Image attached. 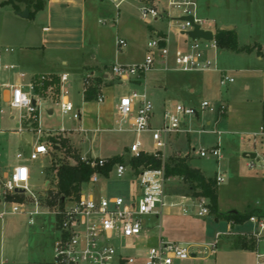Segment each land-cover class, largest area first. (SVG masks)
Segmentation results:
<instances>
[{"label":"rangeland","instance_id":"obj_1","mask_svg":"<svg viewBox=\"0 0 264 264\" xmlns=\"http://www.w3.org/2000/svg\"><path fill=\"white\" fill-rule=\"evenodd\" d=\"M93 1L99 3L103 10L87 20L86 40L82 41V46L71 44L46 49L41 46L44 39L42 27L48 23L42 14L20 18L10 14L14 11L11 5L0 6V49L7 58L3 64L15 65L14 69H6L4 66L0 68V109L3 110V113H0V177L20 163L16 158V154L20 152L22 162L34 167L29 187L43 198L50 194L48 188L43 185L44 181L51 180L56 186L51 167L63 161L75 164L77 157L84 153L103 158L123 156L136 140L141 141L143 151L154 152L156 148L152 133L137 134L128 129L127 124L122 125L123 130L114 127L118 121L116 104L119 98L134 90L145 92L153 102V126L160 125L163 110L177 102L198 106L206 100L215 106L219 101H225L228 103V110L220 120H216V112L209 108L201 111L198 115L200 125L187 120L186 127L190 126L194 131L190 134H170L166 146L161 151L166 159L177 152L189 156L191 165L199 168L206 176L215 177L217 172L224 175V181L218 183L220 213L234 210L242 214L251 210L264 212V170L258 167L249 168L248 158L243 157L244 152L253 149L248 141L251 133L264 127V0H195L196 14L199 17L212 20L222 28L223 25H232L238 46L250 47L244 51L226 48L209 51V56L214 59L217 67L232 76L233 82L220 85V72L212 69L196 72L177 70L171 54L167 59L166 68L155 67L147 71L140 83L127 80L116 82L110 76L108 82H101L102 85H107L103 89L104 101L93 100L87 104L83 95V77L89 73L86 66L105 64L97 73L101 75L104 71L110 74L111 65L114 63H139L147 54L146 43L152 36L151 27L139 17L134 1L122 4L116 23L112 21L116 11L111 3L105 0ZM99 20L107 22L101 24ZM153 24L168 29L164 21H156ZM168 30L171 48L174 49L175 29L171 26ZM117 37L127 40V46L122 50L116 47ZM6 48L12 51H6ZM259 53L262 55L261 59L258 58ZM92 55H95V60ZM21 72L26 75L23 79L25 83L33 72H37L38 76H60L66 73L68 81L63 86L67 90L68 98L82 113L81 120L61 114L57 104L61 84L59 88L56 86L51 90L50 95L54 100L50 97L37 99L38 120L30 127L33 140L37 138L33 127L39 126L45 135L58 131L61 127L68 130L50 136L49 154L38 160L28 158L32 145L24 138L23 133L17 131L20 111L11 108L4 100L6 82H14ZM191 88L194 91H191ZM80 126L93 130L81 133L74 131ZM200 129L207 132H199ZM218 141L223 155L219 161L211 155L201 157L195 154L200 149L210 150ZM257 150L264 154V142H259ZM137 182V176L129 166L122 178H117L112 172L108 178L100 176V181L94 187L84 188L99 195H119L127 198L134 192ZM180 183L182 180L177 179L167 187L172 189ZM164 200L167 205L165 210L176 211L177 204L191 208L193 204L190 199H181L177 194H170ZM10 207L11 203L5 202L0 206V211ZM165 210L161 219H146L147 234L152 238L145 243L140 239V246L154 244V237L161 229V234L167 240H186L200 244L213 243L219 233L213 255L217 264H250L251 259V264H255L253 251L264 254V229L260 228L259 223L264 221V218L257 222L247 219L231 227L225 218H217L211 213L198 216L194 212L166 213ZM241 236L247 241L256 238L255 249L242 254L229 253L234 256L229 259L223 251L230 249L231 240ZM55 239L56 230L52 215H36L34 223L30 224L25 215L7 213L0 218V264H51ZM198 256L207 261L211 259L208 252ZM241 260L243 263H239Z\"/></svg>","mask_w":264,"mask_h":264},{"label":"built area","instance_id":"obj_2","mask_svg":"<svg viewBox=\"0 0 264 264\" xmlns=\"http://www.w3.org/2000/svg\"><path fill=\"white\" fill-rule=\"evenodd\" d=\"M111 3L116 11L113 22H117L119 11L122 4L130 0H105ZM136 4L139 17L143 22L151 27L152 36L146 43L147 54L144 59L136 64L124 65L114 63L111 65L110 78L115 81L122 82L135 81L140 82L147 71L158 67L166 68L167 59L172 54L174 64L177 70L182 72H196L215 70L220 72V85H226L234 81V78L220 70L214 59L209 56L211 49H216L218 43L216 40V32L219 27L214 21L201 18L196 14L197 3L195 0H132ZM192 16L193 21L181 19L182 17ZM164 21L169 27L175 29L176 47L171 48V36L169 30L154 26V22ZM101 24H106V20H99ZM194 25H198L204 31H211L213 38L207 40L204 38H192L188 35V31L194 29ZM115 44L118 50H122L127 46V40L123 37H117ZM12 51V49H5ZM14 69L13 64H3V57L0 50V68ZM20 77H24L23 72L19 73ZM95 74L88 73L84 78V90L90 83V79ZM41 79L46 77L42 75ZM60 95L57 100L60 112L63 116H68L74 120H81L82 114L76 109L74 103L68 98L67 90L64 83L68 81V75L63 73L60 75ZM29 89L33 90L34 83H29ZM9 88L10 94L5 101L11 108L20 111V123L27 120L31 124L37 122L36 113L38 111L37 102H33L30 91H27L21 84H5ZM64 91V93H63ZM63 93V95H62ZM62 95V97H61ZM105 95L99 91L96 96L97 102L104 101ZM209 108L216 112V120L223 117L228 105L225 101H219L215 106L208 101H202L198 106L186 103H176L168 106L162 113V121L160 125H152V117L154 115V105L145 92L137 90L130 94L122 95L116 104V114L118 117L116 129L123 130L122 125L127 124L128 129L136 132L152 133L155 141L156 150L152 153L154 156L161 158L162 166L160 168H143L134 175L137 176V191L133 195L124 198L119 195H99L88 192L86 188H92L100 181L103 176L101 169H104L108 162V158L93 157L88 153L81 154L79 161L88 165L92 170V174L88 181L83 183L77 195L57 197L52 203L48 201L50 195L41 197L39 193H35L29 187L31 177L30 168L23 162L19 163L9 174L2 185V194L18 192L21 194V200L11 201L9 211L0 212V217L7 213L23 214L28 218L30 224L34 223V216L40 214H49L54 217V226L56 230V239L53 245V258L51 264H175L177 261L189 259L193 255L208 252L209 255L215 254V248L220 237L217 233L215 241L210 244H200L195 242H181L167 240L158 233L154 237V244L140 246L138 241L143 239L144 243L149 241L150 237L147 233L146 219L153 217L160 219L164 214L165 197L170 195L168 185L171 182L181 179L174 175H167L165 171L166 156L161 151L167 144V138L172 133H192L194 128L186 127V121L196 123L198 115L201 111ZM0 113L3 110L0 109ZM218 121V120H217ZM195 125V124H194ZM19 124V131L28 133V128H22ZM37 138L31 140L32 150L29 152L30 160H38L49 154V138L54 134L64 133L68 131L61 127L58 131L43 133L39 126L34 128ZM78 132H89L80 126L74 129ZM199 132H207L204 129ZM33 138V136L31 137ZM259 139L261 141H259ZM248 141L253 149L246 153H256L255 157L247 156V166L249 168H261L264 170V154H260L257 150L259 142H264V127H260L259 131L251 133ZM141 141L136 140L128 148L126 154L131 159L138 156L143 151L141 149ZM253 145V146H252ZM145 152V151H144ZM125 154V155H126ZM196 155L206 157L214 156L217 161L222 159V149L220 142L210 150L200 149L195 152ZM17 159H22V153L16 154ZM124 157V156H123ZM77 163V162H76ZM128 166L122 162L114 164L110 174L114 172L117 178H122ZM108 178V177H107ZM217 183L224 181L222 173L216 174ZM46 189L54 191L56 188L47 180L44 184ZM191 208L186 205L177 204L175 207L180 213H197L198 216H204L209 213L207 206L208 199L203 196H191ZM70 204H67V202ZM174 206V205H171ZM177 212V210L175 211ZM252 222L259 219L256 216L250 217ZM260 228L264 229V221H260ZM230 233V229L228 230ZM257 235V233H255ZM203 248V250H201ZM263 260L259 264H264V254H258Z\"/></svg>","mask_w":264,"mask_h":264},{"label":"trees","instance_id":"obj_3","mask_svg":"<svg viewBox=\"0 0 264 264\" xmlns=\"http://www.w3.org/2000/svg\"><path fill=\"white\" fill-rule=\"evenodd\" d=\"M46 0H4L1 4H11L15 9H19L18 3H24L30 9L32 16L36 11L44 6ZM216 40L219 48H226L234 51L249 50L250 47H239L237 43V35L234 29L219 28L216 32ZM260 52V50H258ZM103 76L99 75L90 79L86 91L84 92V100L92 101L99 92V84L102 82ZM219 120V118L217 119ZM109 162L101 173L105 177H109L110 171L114 164L123 161V156H115L108 158ZM130 166L134 173L143 168H160L162 160L154 156L152 153L142 151L140 155L133 156L130 159ZM165 171L167 175H174L182 178V184L172 189H167L170 194H181L190 196H203L208 199L209 213L214 214L217 218H225L231 225L241 224L252 216L264 218V212L261 210H251L249 213L242 214L240 212L230 211L220 213L218 209V183L215 177L206 176L199 168L194 167L190 163L189 156H181L172 154L165 160ZM54 171V181L56 183L55 190H50V203L57 197L77 195L83 183L89 180L93 170L85 163L79 161L71 164L61 162L57 166H52ZM5 198L8 201L21 200L22 196L18 192L6 193ZM256 238L247 241L245 237H238L234 247L242 249H254Z\"/></svg>","mask_w":264,"mask_h":264},{"label":"crops","instance_id":"obj_4","mask_svg":"<svg viewBox=\"0 0 264 264\" xmlns=\"http://www.w3.org/2000/svg\"><path fill=\"white\" fill-rule=\"evenodd\" d=\"M2 1H4V0H0V6L1 5H5V4H1ZM8 5H11V4H8ZM18 6H19L18 10L15 9L12 6L14 11H12L13 13H10V14H14V16H17V17L21 18L22 16L19 15V13H21V12H23V11H25L27 9L29 11V15H30V9L24 3L20 2V3H18ZM101 10H103V9H101L100 4L99 3H95L93 0H46L44 2L43 8L38 10V11H36L33 14L35 16L39 15V14H42V17L47 19V23L48 24L44 25L42 27L43 38L44 39L42 41L41 46L43 48H45V49L49 48V47H63V46L71 45V44H74V45H77V46H82V41L86 40L85 36H86L87 20L88 19H92V16L95 13L97 14V13L101 12ZM29 15H28V17H29ZM24 18H27V17H24ZM224 26H226V25H223V27ZM233 29H234V27H233ZM2 57H3V61L7 59L5 56H3V54H2ZM92 58L95 60V55H92ZM258 58H260V59L262 58L261 53L258 54ZM63 62H65V61H63ZM96 63H98V62H96ZM102 65L104 66L105 64H102ZM102 65H99V63L98 64H91V65L86 66V68H87V71H89V73L93 72L95 74V77H96V76H99L97 73H99L102 70V68H101ZM100 74L103 76L102 82H108L109 81L108 78L110 76L108 75V72L104 71V72H101ZM25 76L24 77H20V75L18 74V77H17V79L14 82H6V84H21V85H23L24 88L27 91H30V94L32 95L33 100H35L36 102H37L38 98H44V97H50V98H52L54 100V97L51 96L50 94H51V90L53 89V87L57 86V88H59V85H60V78L59 77L60 76H55V75L54 76H51V75L45 76L44 75L46 78L45 79H41L40 77L42 75L38 76L37 72H33V74L31 75V77H30V79H29V81L27 83H25L23 81ZM85 76L83 77V79L85 78ZM30 82L31 83L33 82L34 85H35L33 90L29 89L28 85H29ZM132 82H135V81H132ZM140 82L138 81V82H135V83H140ZM102 84L103 83L99 84V91L103 92V94H104V90L103 89L107 85H102ZM190 90L194 91L193 88H191ZM84 92H85V90H84V82H83V95H84ZM9 94H10V90H9V88H6L4 90V100L6 98H8ZM59 95H60V88H59ZM93 100L96 101V97ZM92 101H85V102L87 104H90ZM177 103H182V102H177ZM227 105H228V103H227ZM51 112L52 111H50V113ZM11 118H13V116H11ZM81 119H82V117H81ZM197 121L199 123V118L197 119ZM19 124H22V125H24L25 127L28 128V133L26 132V130H24V132H20L18 128H17V131L20 132V133H23L24 138L27 137V135H29L30 140H28L27 138L26 139L31 143V140H33V138H31L32 135L30 134V127H31L32 124L30 122H28L27 120H24L21 123L18 122L16 124V126H18ZM116 126H117V122L115 123L114 127L116 128ZM85 129H87L89 132L93 130L92 128H88V127L85 128ZM74 131H76V130H74ZM78 133H81V132H78ZM31 145H32V143H31ZM32 148H33V146H31V150H32ZM127 152H128V149H127ZM177 154L181 155V156H185V155H182L180 152H177ZM21 162H22V159L20 160V163ZM17 165L18 164L14 165L9 173H5L2 177H0V206L4 205L5 202L11 203V201L6 200L5 196L2 194V185H3V182L9 176V174L13 171V169ZM28 167L30 168L31 177H32V175L34 173V167H33V165L28 166ZM132 173H133V171H132ZM31 177H30V179H31ZM46 183H47V181H44L43 185L46 184ZM181 184L182 183L178 184L177 186H180ZM136 191H137V184H136V188H135L134 192H132L130 195H133ZM177 196H179L181 199H184V198L191 199L190 195L177 194ZM219 205H220V197H219V194H218V207H219ZM9 210L10 209H8V210L5 209V210H1L0 212L9 211ZM170 211H173V210H170V209L165 210L166 213L170 212ZM173 212H175V211H173ZM177 213H180L178 208H177ZM21 215H23V214H21ZM2 217H0V218H2ZM148 218L149 219L150 218L154 219L153 217H148ZM230 226L232 227L231 224H230ZM160 230H158L159 231L158 233L161 232ZM236 240H231V243L229 245L230 249H228V251L227 250L223 251V254H225L227 257H229V259L234 257L233 255H231L229 253L242 254V253L250 252V250H254L255 249V248L254 249L235 248L234 244H235ZM174 241L190 242V241H186V240H174ZM253 252H255L254 253L255 254L254 255L255 264H259V261L263 260L262 257H260V258L258 257V254H261V253H259L256 250L253 251ZM253 252H252V254H253ZM227 254H229V255H227ZM212 256L213 255H211L210 261H207L203 257H199L198 255L197 256L193 255L189 259L182 260V261H177L175 264H217L216 263V261H217L216 258L214 259V256L213 257ZM239 263H243L242 260ZM249 263L250 264L252 263V259H251V261Z\"/></svg>","mask_w":264,"mask_h":264},{"label":"water","instance_id":"obj_5","mask_svg":"<svg viewBox=\"0 0 264 264\" xmlns=\"http://www.w3.org/2000/svg\"><path fill=\"white\" fill-rule=\"evenodd\" d=\"M19 15H21L22 17H28L29 11L26 9L25 11L19 13ZM181 19H188L190 21H193V17L192 16L182 17ZM224 28H226V29H233V26L226 25V26H224ZM188 35L191 36L192 38H204V39H207V40H211L213 38V34H212L211 31H204V30L200 29L198 25H194V29L188 31ZM116 82H118V81H116ZM33 102H35V100H33ZM18 127H19V125L17 126V128ZM22 128H25L26 129L27 127L22 126ZM25 138H27L28 140H30L29 135H27V137H25ZM247 156H250V157L253 158V157L256 156V153H254V152H252V153H246V152H244L243 153V157H247ZM123 160H124V164L126 166H129L130 165V158H129V155L128 154L124 155ZM234 212H236V211L234 210Z\"/></svg>","mask_w":264,"mask_h":264}]
</instances>
